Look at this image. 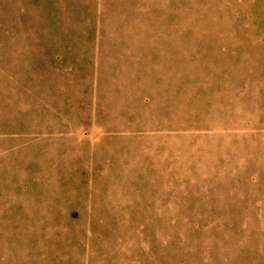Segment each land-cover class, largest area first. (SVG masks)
Returning a JSON list of instances; mask_svg holds the SVG:
<instances>
[{
	"label": "rangeland",
	"instance_id": "1",
	"mask_svg": "<svg viewBox=\"0 0 264 264\" xmlns=\"http://www.w3.org/2000/svg\"><path fill=\"white\" fill-rule=\"evenodd\" d=\"M0 264H264V0H0Z\"/></svg>",
	"mask_w": 264,
	"mask_h": 264
}]
</instances>
